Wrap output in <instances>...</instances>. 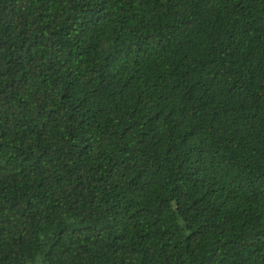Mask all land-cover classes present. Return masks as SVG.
<instances>
[{
    "label": "trees",
    "instance_id": "obj_1",
    "mask_svg": "<svg viewBox=\"0 0 264 264\" xmlns=\"http://www.w3.org/2000/svg\"><path fill=\"white\" fill-rule=\"evenodd\" d=\"M0 264H264V0H0Z\"/></svg>",
    "mask_w": 264,
    "mask_h": 264
}]
</instances>
